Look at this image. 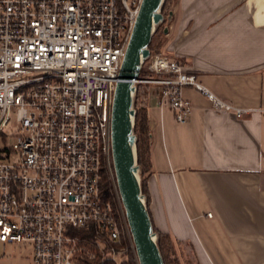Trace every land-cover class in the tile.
Masks as SVG:
<instances>
[{
	"label": "built area",
	"instance_id": "1",
	"mask_svg": "<svg viewBox=\"0 0 264 264\" xmlns=\"http://www.w3.org/2000/svg\"><path fill=\"white\" fill-rule=\"evenodd\" d=\"M141 2L0 0V258L13 243L28 246L25 264L118 263V248L136 258L110 157V112ZM143 67L136 87L146 99L152 90L177 123L193 111L184 88L215 112H252L162 53ZM102 170L112 202L100 190Z\"/></svg>",
	"mask_w": 264,
	"mask_h": 264
},
{
	"label": "crops",
	"instance_id": "2",
	"mask_svg": "<svg viewBox=\"0 0 264 264\" xmlns=\"http://www.w3.org/2000/svg\"><path fill=\"white\" fill-rule=\"evenodd\" d=\"M170 13L162 52L252 112H215L184 88L193 111L180 124L149 92L152 225L180 264H264V0H176Z\"/></svg>",
	"mask_w": 264,
	"mask_h": 264
},
{
	"label": "water",
	"instance_id": "3",
	"mask_svg": "<svg viewBox=\"0 0 264 264\" xmlns=\"http://www.w3.org/2000/svg\"><path fill=\"white\" fill-rule=\"evenodd\" d=\"M166 0H142L113 93L110 112V157L118 194L123 206L138 264H164L140 185L137 162L135 119V82L150 57L149 46L157 27L164 23ZM171 13H169L168 19ZM166 28L164 33H166Z\"/></svg>",
	"mask_w": 264,
	"mask_h": 264
},
{
	"label": "trees",
	"instance_id": "4",
	"mask_svg": "<svg viewBox=\"0 0 264 264\" xmlns=\"http://www.w3.org/2000/svg\"><path fill=\"white\" fill-rule=\"evenodd\" d=\"M168 4V0L164 5L163 15L165 17L168 16V12L166 13V5ZM146 94L141 87H137L135 97H134V108H135V119L133 123V131L136 136V149H137V162L140 167V185L142 189V193L145 195L147 199V207H148V192H147V179L151 173V163H150V132L148 126V116H147V108H146ZM100 190L105 200L110 202L113 201L112 189H110L109 183L107 181V177L104 171H101L100 175ZM152 222V221H151ZM154 228V227H153ZM154 231L158 235V247L161 252L164 264H180L177 255H176V247L174 246L171 239L160 232H158L155 228ZM131 253L128 255L130 258L129 263L127 264H136L134 258Z\"/></svg>",
	"mask_w": 264,
	"mask_h": 264
},
{
	"label": "rangeland",
	"instance_id": "5",
	"mask_svg": "<svg viewBox=\"0 0 264 264\" xmlns=\"http://www.w3.org/2000/svg\"><path fill=\"white\" fill-rule=\"evenodd\" d=\"M176 0H168V4L166 5V13H170L172 12V10L174 9V4H175ZM169 16V14H168ZM168 16L165 17V21L163 24H161L159 27H157L154 31L150 46H149V50L150 53H155V52H159L162 53V47H163V33H164V29L167 28L171 23V20L168 19ZM166 55V54H164ZM170 58V57H169ZM144 66V65H143ZM144 68V67H143ZM144 74V69H141L140 75L142 76ZM143 90V89H142ZM11 119V130L10 132L14 133L16 128L18 127L17 124L14 123V113H11L10 116ZM8 144V142H7ZM140 175V174H139ZM140 181H141V177H140ZM125 254V252L121 251L120 248H118V255H117V262H110V261H104L103 264H127L130 261L129 255ZM28 255H29V248L26 244H17V243H13L11 245H7L5 247V255L3 257L0 258V264H25L27 263L28 259ZM132 255V254H131ZM130 255V256H131ZM98 260L101 258V255H98ZM132 257L134 258L135 263L136 262V258L132 255ZM26 258V259H25ZM94 263L95 260L93 261Z\"/></svg>",
	"mask_w": 264,
	"mask_h": 264
}]
</instances>
